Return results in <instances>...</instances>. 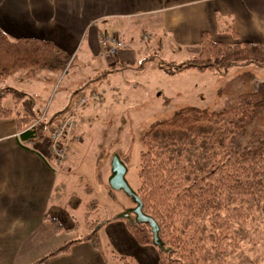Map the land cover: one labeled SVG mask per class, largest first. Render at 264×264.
I'll return each mask as SVG.
<instances>
[{
  "label": "trees",
  "instance_id": "trees-1",
  "mask_svg": "<svg viewBox=\"0 0 264 264\" xmlns=\"http://www.w3.org/2000/svg\"><path fill=\"white\" fill-rule=\"evenodd\" d=\"M67 59L50 40H9L0 29V78L28 68L54 70ZM238 62L264 66V44H228L202 32L196 55L159 67L173 74L186 68L213 70ZM218 92L227 94L222 109L183 106L171 117L151 123L140 137V184L135 191L142 211L158 226L161 246L156 245L155 264L264 262L263 255L252 257L240 249L241 243L251 242L258 225L264 224V80L256 81L251 71H242L226 80ZM6 94L21 102L22 113L2 105ZM12 114L20 140L33 143L46 137L60 112L32 124L38 118L33 97L6 86L0 90V117ZM48 218L54 230L62 229L56 218ZM126 227L138 244H154L148 224L126 221ZM85 239L101 251L97 234ZM74 243L64 242L30 264H48L50 257L69 252ZM119 259L121 264H138L125 256Z\"/></svg>",
  "mask_w": 264,
  "mask_h": 264
},
{
  "label": "crops",
  "instance_id": "crops-1",
  "mask_svg": "<svg viewBox=\"0 0 264 264\" xmlns=\"http://www.w3.org/2000/svg\"><path fill=\"white\" fill-rule=\"evenodd\" d=\"M0 29L9 40H50L66 55L82 47L84 53H93L102 60L101 80L76 96L91 92L98 96L89 101L93 103L91 107L80 109L81 122L91 128L93 120L99 121L100 113L108 110L107 101L114 94L128 98V86L138 85L128 75V69L138 66L141 58L138 60L136 55L147 47H156L153 39L157 37L158 49L163 47V39H169L179 51L186 49L189 58L199 52L202 32L228 44H264V0H0ZM103 34L119 36L124 46L115 55L105 54L100 43ZM115 73L117 76H112ZM71 90L68 92L72 93ZM22 91L33 97L38 119L51 117L52 114L45 115L37 108L43 99L41 95L32 92V88ZM6 96L1 99L3 106ZM73 96L69 102L74 101ZM5 107L20 112L18 107L22 108V104ZM81 122L77 121L74 128V137H80L74 143L81 142L85 135ZM48 133L41 140L24 143L15 114L0 117V264H30L70 240H75L70 251L50 257L48 264H107L103 247L99 251L85 239V234L79 237L77 225L68 218V209L61 207L66 188L62 176L75 163L68 152L74 139L66 159L57 167L48 158ZM109 173L106 162L102 175L99 174L100 182H107ZM82 188L92 194L89 183L85 182ZM48 216L56 218L62 229L54 230ZM91 223L87 224L90 230ZM68 233L75 235L70 237ZM115 234L136 242L124 224L114 230ZM156 258L157 253L152 264Z\"/></svg>",
  "mask_w": 264,
  "mask_h": 264
},
{
  "label": "rangeland",
  "instance_id": "rangeland-1",
  "mask_svg": "<svg viewBox=\"0 0 264 264\" xmlns=\"http://www.w3.org/2000/svg\"><path fill=\"white\" fill-rule=\"evenodd\" d=\"M157 39H153L156 47L151 49L144 47L145 50L136 55L138 60L141 58L138 66H134L133 70L128 69V75L131 74L134 83L138 85L128 86V98L119 95L118 92L114 94V98L107 101L108 110L104 109L100 113L99 121L98 118L93 120L91 128L81 122L80 109L91 107L93 103L88 101L79 105L77 102L82 95L78 98L76 96L85 92L90 84L93 85L101 80V73L104 71L102 60L96 55L93 56V53H84L81 47L68 54L67 61L60 68L54 70L43 67L28 68L0 78V90L6 86H15L20 90L32 88V92L41 95L43 98L41 105L37 106L41 113L50 115L60 112L54 126L61 118L71 113H75V126L77 121L82 123L83 130L86 131L81 142L74 143L80 137H74V129L72 131L70 142L74 140L68 152L70 159L75 163L71 164L70 172L62 176L66 188L63 191L64 199L61 207L68 209V218L72 219L75 226L77 225L79 237L84 234L87 237L92 233L101 237L100 246L107 256V264H121L119 258L125 255L135 262L152 264L157 246L138 245L132 238L126 241L120 234L114 235L117 227L126 225V221H134L124 215L134 206V202L122 190L112 189L108 182H100L102 165L107 162L110 169L111 156L117 152L127 166L126 179L129 185L137 190L140 184L137 177L139 152L142 150L140 137L151 123L167 119L176 109L187 105L207 107L210 110L222 109L227 94H219V87L242 71H251L256 81L264 80L263 65L244 62L213 70L198 71L194 68H186L173 74L167 73L166 69L159 66L168 67L169 61L174 64L186 61L190 53L186 49L179 51L174 48L169 39H163L164 45L158 49ZM81 43L83 45V42ZM149 44L145 43V45ZM140 63L141 68H139ZM251 86L252 83L248 82V87ZM71 89L77 90L76 93ZM6 95L4 106L13 107L16 104L15 100L11 95ZM71 95H74L73 102L68 101ZM18 111L23 112V108L18 107ZM85 182L91 185L92 194L82 188ZM57 185L59 187L58 183ZM55 192H58V188ZM93 200H95L94 205L91 204ZM86 212L89 214L86 215ZM68 220L67 224H70ZM86 220L92 222L89 225L92 230L89 229ZM68 235L71 237L75 234L68 233ZM240 249L252 257L257 254L264 256L263 223L258 225L251 242L241 243ZM261 264L264 262L262 261Z\"/></svg>",
  "mask_w": 264,
  "mask_h": 264
},
{
  "label": "built area",
  "instance_id": "built-area-1",
  "mask_svg": "<svg viewBox=\"0 0 264 264\" xmlns=\"http://www.w3.org/2000/svg\"><path fill=\"white\" fill-rule=\"evenodd\" d=\"M100 43L104 47L105 54L109 56L115 55L116 52L124 46V42L119 36L110 34H103ZM96 98V93L91 92L88 95L81 96L77 103L79 105L85 104L89 100ZM74 114L75 113H71L63 119L61 118L55 126L49 129V134L47 136L49 151L48 158L50 159L49 161H53L54 166H61L67 157L69 142L75 126ZM39 120L40 119H36L35 122H38Z\"/></svg>",
  "mask_w": 264,
  "mask_h": 264
},
{
  "label": "water",
  "instance_id": "water-1",
  "mask_svg": "<svg viewBox=\"0 0 264 264\" xmlns=\"http://www.w3.org/2000/svg\"><path fill=\"white\" fill-rule=\"evenodd\" d=\"M127 166L121 159L120 155L115 152L110 159V173L107 178L108 185L115 190H122L126 195L131 197L134 202V206L124 213L130 220V213L134 214V222L146 223L151 229L153 243L158 247L161 246L160 240H158L157 232L158 226L154 219L146 215L142 211V201L137 192L131 188L126 179Z\"/></svg>",
  "mask_w": 264,
  "mask_h": 264
},
{
  "label": "flooded vegetation",
  "instance_id": "flooded-vegetation-1",
  "mask_svg": "<svg viewBox=\"0 0 264 264\" xmlns=\"http://www.w3.org/2000/svg\"><path fill=\"white\" fill-rule=\"evenodd\" d=\"M135 205V204H134ZM133 216V218H131ZM130 218L131 219H134V214L133 213H130Z\"/></svg>",
  "mask_w": 264,
  "mask_h": 264
}]
</instances>
